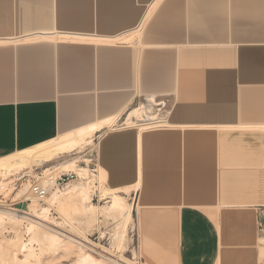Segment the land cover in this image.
Instances as JSON below:
<instances>
[{"label": "crops", "instance_id": "crops-1", "mask_svg": "<svg viewBox=\"0 0 264 264\" xmlns=\"http://www.w3.org/2000/svg\"><path fill=\"white\" fill-rule=\"evenodd\" d=\"M149 96L192 133L95 134L141 264H264V0H0L1 158Z\"/></svg>", "mask_w": 264, "mask_h": 264}, {"label": "rangeland", "instance_id": "rangeland-1", "mask_svg": "<svg viewBox=\"0 0 264 264\" xmlns=\"http://www.w3.org/2000/svg\"><path fill=\"white\" fill-rule=\"evenodd\" d=\"M157 101L158 102L159 101H165V103L162 104L164 107L162 105H160V107H158L156 105H152V106L150 105V107H149L150 110H149V114H147V115L154 116L155 118L153 119V121L150 120L154 124L148 125V126L152 128V126L154 125V129L152 128L153 130L152 129H147V130L141 129L142 127H145V124L150 122L147 120L145 113L139 114V115H141L140 117L137 114L136 116H133L131 119H129L128 122L126 121L127 115H128L127 113L132 111L133 108L134 109H135V107L138 108V106H140L141 104L146 102L145 99H142V98L140 100L136 101L135 104H133V106L124 115L117 118L115 123H114V126L113 125L108 126V127L106 126V130L107 131H112V130L117 131V130H125V129L130 130V129H132V130H137L138 132H141V133H144V132H146V133H157V132L174 133L175 132V133L180 134L182 136L181 141H183V138H185V136H183L182 134H184V133L186 134L187 132L192 133L191 129H181V128H174V127L168 128L166 126H162L159 128L155 127V126H157V123H155V122L158 120L168 121L170 123L171 116H172L170 114V111L173 108V102L170 99V97L157 98ZM161 108H162V110H159ZM150 113H152V115ZM120 124H123V125H120ZM102 135H104V134H101L98 137H96L94 135V137L92 139V143L85 144V146H82L81 148L77 147L76 149H74L73 151H70L68 153L65 152V153L59 155L58 158L56 157L55 159H53L50 162H47L45 164L31 165V167H25L23 169L21 168V169L17 170L16 172L9 173L7 176H2L0 174V182L3 181L2 183H9V184L11 182H14L15 180L19 179L23 175H27L30 178V179L28 178L29 180L27 178H22L19 182L21 186L18 187L16 190L9 189L4 194L5 199L3 200V202H0V206H4L7 209L8 208L23 209V210H25V212L28 211V205L30 203L35 206V208L38 212H40L42 210V208L43 209L48 208V211H49V212L47 211L48 214L44 215L45 218H47L46 219V221H48V222H46L47 224H50L52 226L53 225L55 226L57 224L56 225L57 228H64L65 227V221H68L71 224H73L75 229L77 231H79L81 234L98 236L99 238H102L101 243H104L106 245L109 244V246L114 250V252H118V254H120L122 257H125V256L129 257L130 254H133V248L135 247V245H134V236H135L134 230H135V228L133 225L132 216H131V219L126 222V220L124 221V217H122V216L118 215V217H117V215L115 216L113 214H107V213H104V212L98 211V210L96 212H93V213H89L87 211L88 213L84 214V208L87 206L86 202H84V203L82 202V204H81V202H79V201L76 202L77 203L76 208L80 209V211L82 213L79 212L78 210L76 212L75 210L71 209V208H75V207H71L72 203L67 202L66 199L64 198V196L63 195L61 196V194H60L61 192L65 191L67 184H69L70 186L71 185L73 186V185H79L80 183L84 184V181H85L88 188L90 187L89 188V191H90L89 196L91 195L90 196V199H91L90 202L92 204H94L96 207H101V206L105 205V203L109 200V199H102L100 197V191L103 188H107V189H110V188L108 186H106V184H105V178H106L105 173L100 169V164H98V161H96L99 158L98 157V148H99V142L102 138ZM261 136H262V140H264V133H262ZM181 145H182V143H181ZM181 150L183 153V151H184L183 145H182ZM166 152H168V150H166ZM77 158H78L77 165L87 169L86 173H83V175L80 174L82 178L79 177L80 175H78V178H77V174H75V173H71V172L70 173H63V172H61V170H59V171L53 170V169H56V170L59 169L57 166H59L60 163H63L64 161L70 160V159H77ZM93 165H96L94 173L91 172V170L94 168ZM47 169H49V171L45 172V170H47ZM54 172H56V173H54ZM48 174L49 175L55 174V176H56V177L54 176L55 178H58L61 174H72V176H73V178L65 179L64 182H61V184L59 186H55V187L51 188V191L49 190L47 199H50V197L52 196L51 194H53V192H54V195H57V196L60 194L58 197V200H57V203H59V204L55 203L54 205H52V207H48V205L45 203V201L43 203H39V202H36L35 200H28V201L24 202L23 206H21V204H16L18 202H22L23 200L25 201V198L27 196H30V195H27L25 197L23 196L24 198L21 197V199H18L16 201V197H14V196L17 194L20 195L21 194L20 192H22V190H24L25 187L28 186L29 187L28 190L30 191L31 185H41V186L45 185V186H47L46 184L48 183V181H47V183L44 182L45 181L44 177ZM4 186H5V184H4ZM59 191H61V192H59ZM115 191L119 192L118 190H115ZM122 191L125 192L124 190H122ZM55 193H57V194H55ZM12 200L13 201L15 200V203L12 204V202H13ZM4 204L7 206H5ZM67 206H69L68 207L69 209L66 210L65 207H67ZM79 206H82V207H79ZM26 207H27V209H26ZM70 209L73 210L75 213L73 211H71ZM0 210H2V209H0ZM25 222H26V224H25ZM5 223H6V220L3 224H0V243H1L0 247L2 249V251L0 252V263L1 264H17L18 260H24L25 259V256H26V254H28V252L26 250L20 252L21 250L19 251L18 249L11 247V244H17V243H18V245L24 244L27 246V248H29L28 242H29L30 238H29V234L27 232V228L29 227V222H27L25 220H20L18 222L16 221L13 223H11V222L8 223V221H7V223L6 224ZM39 229H41V231L55 235L54 233H52L51 231H48L45 228H39ZM67 231L74 234V235L78 234L73 229H68ZM121 234H122V236H121ZM115 236H117V237H115ZM120 237L122 238L121 243L117 242V238H120ZM21 238H22V240H21ZM58 239H60V238L58 237ZM60 241L62 244L70 247L71 251L69 253H64L63 251H59V250L58 251H52V250L47 249L46 247H44L42 245H37V244L33 243V244H31V248H32V253H33L32 256H34V257L32 258L30 256L32 259L30 257H28V259H26V260L29 262V264H33V263L34 264H77L79 255L88 254L86 252H83L77 245H75L74 243H72L68 240L60 239ZM262 246L264 247V245H262ZM94 258L103 264H108L100 258H97V257H94ZM35 259H36V261H35Z\"/></svg>", "mask_w": 264, "mask_h": 264}, {"label": "bare ground", "instance_id": "bare-ground-1", "mask_svg": "<svg viewBox=\"0 0 264 264\" xmlns=\"http://www.w3.org/2000/svg\"><path fill=\"white\" fill-rule=\"evenodd\" d=\"M61 37H63V36H61ZM58 38H59V36H58ZM105 43H107V42H105ZM145 101L146 102L145 103L142 102L143 104L138 106V108L135 107V109L133 108L132 111L127 113L128 114L127 115V120H126L127 122L133 116H136L137 114L138 115L139 114H144V113H145V116H146L148 121H150V120L153 121V119L155 117L147 115V114H149V110H150L149 107H150V105L151 106L152 105L158 106L160 102L157 103L155 97H153V96H149V97L145 98ZM150 114L152 115V113H150ZM140 116L141 115H139V117ZM117 118H118V116H116L114 118H111V119H108V120H105V121H102V122H100L98 124H93L92 126H88L86 128L79 129V130H77L75 132H72V133L63 134L61 136H58L56 139H54L52 141H49V142H46V143H42L40 145L34 146V147L26 149V150L19 151L17 153L11 154L9 156L3 157V158L0 157V174L2 176H7L9 173L16 172L17 170H19L21 168L23 169L25 167H31V165L45 164V163L50 162L51 160L55 159L56 157L58 158L59 155L65 153V152L68 153L70 151H73L77 147L81 148L82 146H85V144H90V143H92V139H93L94 135L99 130H101L102 128H104L106 126L107 127L111 126V125L114 126V123H115ZM152 121H150L147 124H145V127H142L141 129L142 130H147V129H152V128L154 129V125L152 126V128L148 126V125L154 124V123H152ZM155 123H157V126H155V127H158V128L162 127V126H166L168 128L172 127L167 121L158 120ZM140 134H141V132H139V136H138L139 145L141 143V135ZM139 147L140 146H138V148ZM139 156H140V154H139ZM77 163H78V158L77 159L66 160L63 163H60L59 166H57L59 169H57V170L53 169V170L54 171L61 170V172H63V173H70L71 172V173L77 174V176L80 175V174L83 175V173H86L87 169L84 168V167L78 166ZM47 171H49V169L45 170V172H47ZM54 173H56V172H54ZM138 174H140V171H139ZM54 176H55V174L54 175H49L48 174V175H46L44 177L45 178L44 182L47 183V181H48V183L46 184V185L49 186L48 187V191L49 190L51 191V188L54 185V181L56 179L55 178L56 176L55 177ZM79 177H81V175ZM89 188H88L87 184L84 181V184L80 183L79 185H73V186L71 185L70 186L69 184H67L65 191H63V192L59 191V192H61L60 193L61 196L63 195L67 202L72 203L71 207H75V208H71V209L75 210L76 212H77V210L79 212H81L80 209L76 208V205H77L76 202L79 201V202H81V204H82V202L83 203L86 202L87 206L85 208L83 207L84 208V214L85 213L87 214L88 212L89 213H93V212H96L98 210V211H102V212L107 213V214H113L115 216L117 215V217H118V215L122 216V217H124V221L126 220V222L131 219V206L128 205L125 202V199L121 195H119L118 192L115 191V189L103 188L100 191V197L102 199H109V200L105 203V205H103L101 207H96L94 204H92L90 202V200H91L90 196L91 195L89 196V192H90ZM28 189H29L28 186L25 187L24 190H22V192H20L21 196L16 193L17 195L14 196V197H16V201L18 199H21V197L24 198L25 196L30 195L29 194L30 191ZM124 191L126 192L127 190H124ZM55 194H57V193H55ZM51 195L52 196L50 197V199H46L45 200V203L48 205V207H52V205H54L55 203L59 204V203H57L59 195L58 196L54 195V192ZM29 198H30V196H27L25 198V200H28ZM13 203H15V200L12 202V204ZM5 206H7V205H5ZM68 207L69 206L65 207V209L66 210L69 209ZM79 207H82V206H79ZM10 210H12V209H10ZM73 210H71V211H73ZM15 211L0 210V224H3L5 222V220H6V223H7V221H8V223L9 222L13 223V222H16V221L18 222L20 220H25V221L29 222V227L27 228V232H28L29 238H30V240L28 242L29 248H27V246L24 245V244H20V245H18V243L17 244H11V247H14L15 249H18L19 251L21 250L20 252L25 251V250L28 252V254H26V256H25V259L24 260H18L17 264H29V262L26 259H28V257H30V256L32 258L34 257V256H32L33 253H32V248H31V244H33V243L37 244V245H42V246H44L47 249H50L52 251H58L59 250V251H63L64 253H69L71 251L70 247L67 246V245L62 244L60 239H58V237L56 235H52V234H49L47 232L41 231V229H39V228H43V227H38V226L34 225V223H33L34 219L41 220V221H43L45 223L48 222V221H46L47 218H45V216H44L45 214H48L47 213L48 208H44V209L42 208V210L40 212H38L36 210L35 206L30 203L28 205V211L27 212L16 213ZM56 225H55V227H56ZM121 236H122V234H121ZM115 237H117V236H115ZM21 240H22V238H21ZM121 240H122L121 237L117 238V242L121 243ZM1 251H2V249L0 247V252ZM260 255H261V257L264 255V252H263L262 248L260 249ZM35 261H36V259H35ZM77 264H103V263H101L100 261H98L97 259H95L91 255L82 254V255H79Z\"/></svg>", "mask_w": 264, "mask_h": 264}, {"label": "built area", "instance_id": "built-area-1", "mask_svg": "<svg viewBox=\"0 0 264 264\" xmlns=\"http://www.w3.org/2000/svg\"><path fill=\"white\" fill-rule=\"evenodd\" d=\"M160 105H162V104H160ZM160 105H158V107H160ZM159 110H162V108ZM120 125H123V124H120ZM93 166H94V168L91 170V172L94 173L96 165H93ZM22 178L28 179L29 176L23 175L19 179L15 180L14 182H11L10 184L9 183H2L3 181L0 182V202H3V200L5 199L4 194L9 189L16 190L18 187L21 186L19 182ZM67 178H73L72 174H61L58 178L55 179L53 187L59 186L61 184V182H64V180ZM77 178H78V176H77ZM4 184H5V186H4ZM48 193H49L48 185L47 186L31 185V187H30V198L28 200H35L36 202L43 203L47 199ZM28 200L18 202L16 204H21V206H23L24 202H26ZM0 209L7 210V211H15L16 210L15 211L16 213L25 212V210H23V209H15V210L12 208L7 209L4 206H0ZM10 209H12V210H10ZM26 209H27V207H26ZM33 223H34V225H36L38 227H43V228L47 229L48 231L53 232L60 239H65V240H68V241L74 243L83 252H86L91 256L100 258L108 264H141V260L138 256L136 247L133 248V254H130L129 257H126V256L122 257L120 254H118V252H114V250L109 246V244L106 245L104 243H101L102 238H99L98 236H94V235L81 234L79 231H77L75 229L73 224H71L68 221H65V227L64 228H57L55 226L47 224V223H45L41 220H38V219H34ZM25 224H26V222H25ZM68 229H73L78 234L74 235V234L68 232L67 231Z\"/></svg>", "mask_w": 264, "mask_h": 264}]
</instances>
